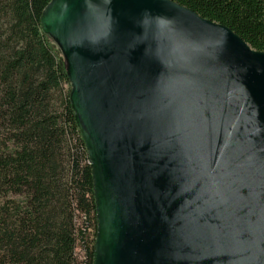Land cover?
I'll use <instances>...</instances> for the list:
<instances>
[{
  "label": "water",
  "instance_id": "water-1",
  "mask_svg": "<svg viewBox=\"0 0 264 264\" xmlns=\"http://www.w3.org/2000/svg\"><path fill=\"white\" fill-rule=\"evenodd\" d=\"M92 177V264H264V53L171 0H50Z\"/></svg>",
  "mask_w": 264,
  "mask_h": 264
},
{
  "label": "trees",
  "instance_id": "trees-1",
  "mask_svg": "<svg viewBox=\"0 0 264 264\" xmlns=\"http://www.w3.org/2000/svg\"><path fill=\"white\" fill-rule=\"evenodd\" d=\"M171 1L264 53V0ZM49 2L0 0V264H92V177L62 56L41 29Z\"/></svg>",
  "mask_w": 264,
  "mask_h": 264
},
{
  "label": "rangeland",
  "instance_id": "rangeland-1",
  "mask_svg": "<svg viewBox=\"0 0 264 264\" xmlns=\"http://www.w3.org/2000/svg\"><path fill=\"white\" fill-rule=\"evenodd\" d=\"M77 255H78V256H77V260H78V259L80 258V256H81V254L77 253Z\"/></svg>",
  "mask_w": 264,
  "mask_h": 264
}]
</instances>
